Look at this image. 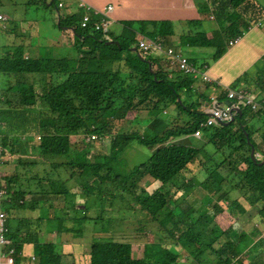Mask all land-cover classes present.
<instances>
[{
    "label": "trees",
    "instance_id": "obj_1",
    "mask_svg": "<svg viewBox=\"0 0 264 264\" xmlns=\"http://www.w3.org/2000/svg\"><path fill=\"white\" fill-rule=\"evenodd\" d=\"M40 1L45 7L57 9V26L74 34L73 46L78 55L75 58L31 55L27 50L30 46L7 44L8 40H2L0 33V190L3 191L0 208L5 213L7 240L1 245L2 250L13 255L15 263L20 259L23 245L31 243L32 264H76L74 256L64 253L53 241H38L37 232L53 218L59 232L64 230L73 236L83 233L88 220H93L95 232L128 226L129 220H115L109 215L122 209L114 206L113 198L127 193L138 204L139 214L143 212L148 219L150 229L161 234L159 239L145 242L143 256L136 257L130 242L95 236L90 244L88 264H242L241 254L258 244L250 241L245 250L244 231L234 240L227 235L228 229L220 228L216 216L225 210V205L216 199L229 200L231 189L238 191L249 205L261 203L257 215L264 220V164H259L264 157L252 159L250 155L252 147L257 152V146L249 122L264 114L244 106L240 108L241 114L236 112L229 123L202 125L207 116L198 109L202 96L191 90L195 77L204 79L206 74L201 70L195 75L185 74L164 53L138 45L140 41H155L173 48L165 42L168 21L152 23L158 25L153 30L144 21H125L120 35H112L110 31L104 34L92 27L101 17L98 19L86 6L87 11L62 15L63 4L59 0ZM219 1L213 0V10L221 24L212 37L197 33L182 36L179 42L214 47L212 61L232 46L230 40L240 38L256 23L264 24V19L260 21L263 11L253 10L257 7L253 0ZM84 14L90 16L86 28L80 26ZM138 34L144 38L137 40ZM173 49L192 63L181 49ZM156 53H161L165 63L178 71L173 74L162 68ZM142 57L150 61L154 72ZM238 82L230 86H241ZM224 94L221 91L218 98L224 100ZM131 112L133 117L129 116ZM131 122H145L141 123L145 126L143 133L136 127L126 131ZM197 130L202 133L196 139ZM30 131L35 136L22 141L23 148L15 149L17 133ZM80 135H86L88 141L98 140L94 150L79 149L84 148L77 143ZM11 137L12 141H8ZM134 140L149 148L151 155L128 171H117L114 163L121 162L118 154ZM204 153L212 162L206 166L201 158ZM222 167L226 172L221 171ZM203 168L206 176L199 186L194 183V173ZM146 177L159 182V189L145 193L137 182ZM78 186L86 197L93 192H100L102 197L108 194L112 207L98 205L100 200L93 206L89 203L78 206L75 199ZM195 186L201 190L202 202L208 197L198 208L194 207V198L187 197ZM57 199L60 201L54 203ZM185 200L188 204L182 206ZM231 201V212L242 208L236 199ZM53 205L57 208L51 217L48 211ZM89 206L101 209L103 215L89 214ZM64 209L75 214L64 215L61 213ZM134 209L131 202L126 211ZM66 217H71L72 227H68ZM103 219L107 220L105 226ZM140 228L137 225L129 230L140 231ZM223 237L225 240L216 247L215 241ZM165 243L187 250L186 254L190 253L193 259L180 260ZM202 254L214 258L205 262L199 258Z\"/></svg>",
    "mask_w": 264,
    "mask_h": 264
},
{
    "label": "crops",
    "instance_id": "obj_2",
    "mask_svg": "<svg viewBox=\"0 0 264 264\" xmlns=\"http://www.w3.org/2000/svg\"><path fill=\"white\" fill-rule=\"evenodd\" d=\"M59 2L63 4L60 8L62 15H70L79 10L84 12L86 10L85 6H89L91 8L90 11L96 17L98 16V19L101 17L110 20L109 31L112 35H120L122 33L125 21H144L150 30L158 26L152 23L168 21L169 25L165 30V42L173 48L181 49L192 63L204 56L207 51H209L210 58L212 53H214V47L180 45V37L200 33L211 38L221 24L220 18L213 10V0H59ZM216 2L220 1L216 0ZM253 2L260 9L264 10L261 0L260 2L253 0ZM205 3L208 8L205 7ZM109 5L112 6V9L107 11L106 9ZM62 29L66 30L65 28ZM136 38L140 40L144 37L138 34ZM157 39L161 41V38ZM202 49H206L207 51H202ZM27 50L33 52L31 47ZM156 54V58L162 62L160 65L162 68L165 67L167 71H171L173 74L178 71L165 63L161 53ZM198 68L210 78L209 81H205L204 79L195 77V81L192 84V93L196 96H202L200 106H198L199 110L205 111L209 106L211 96L219 97L221 91L225 93V88L233 85L237 80H239V85L245 86L256 99L264 104V24L255 25V27L251 26L244 32L236 44L227 48L226 52L218 60L210 63L205 62ZM261 117L264 116H255L249 122L252 124L254 132L253 139L257 146L256 154L259 157H264V129H261V126L256 123V120H260ZM75 191H78V188ZM85 197V195L75 196L78 206H80V203H82V206L83 204L87 205ZM90 199H92L91 196L87 197V202ZM59 201L57 199L54 203H58ZM244 206L246 208L249 205L244 204ZM55 208H57L56 205H53L48 211V213H51V217L54 214ZM233 211L229 213L236 217L238 214H235V212L238 209H234ZM61 213L64 215L75 214L70 209H64ZM254 215L250 214V216ZM66 218L68 227H72L71 217ZM91 229L90 225H86L84 235L71 236L68 239L59 234L57 223L53 218L44 229L37 232L36 239L40 242L53 241L60 249H63L64 253L72 254L76 264H88L91 243H88L89 239L87 235ZM33 255V244L26 243L22 247L19 261L14 264H32L33 260L31 258Z\"/></svg>",
    "mask_w": 264,
    "mask_h": 264
},
{
    "label": "rangeland",
    "instance_id": "obj_3",
    "mask_svg": "<svg viewBox=\"0 0 264 264\" xmlns=\"http://www.w3.org/2000/svg\"><path fill=\"white\" fill-rule=\"evenodd\" d=\"M27 1L28 0H2L1 1L2 3L0 4V13L2 15V18L0 19V27L2 28V30L0 33L2 34L1 35L2 40H5V41L8 40L6 41L8 42L7 44L18 43V44H25L24 46L26 47L30 46L31 50L33 51L31 55H50L52 57L68 56L70 58H75L78 54L76 52V49L73 46L74 34L70 32L69 30H61L60 28H58L57 9L45 7L44 4L40 0H35L31 3L26 4ZM256 1L260 2V0H256ZM261 1H262V5L264 6V0H261ZM256 6L257 7H254L253 10H255L256 8L260 9V7L257 4ZM260 10L264 12V10L262 9ZM4 15L9 17L8 21L4 18L5 17ZM255 15L257 16V14ZM263 19H264V16L262 17L260 21H263ZM255 25L259 26L258 23H256ZM202 51H207V50L202 49ZM209 56H210L209 51H207V53L204 56L194 61L195 65L197 67H201L205 62H208V63L212 62V55L210 58ZM259 99L261 100V98ZM133 115L134 113L129 114V116H132V117ZM34 122H37V121H34ZM141 123L143 125L145 124V122H138V123L131 122V124L128 126V129L126 131L135 130L136 128H139L136 130H138L139 133H143V129H145V126L143 128ZM256 123L261 126V129H264V117H261L260 120H256ZM25 132L17 133L19 135H17L18 138L15 144V149L23 148L25 145V142H22V141H25V139H27L29 136H35L34 131H30V133H25ZM200 135L198 136L194 135V136H196L195 138L197 139L198 137H200ZM12 139L13 138L11 137L8 139V141H12ZM86 140H87L86 135H80L78 137L77 143L81 145L82 147H84V148H79V149L81 150L86 149V151H89L88 148H92L94 150L96 143H98V140L97 139L92 140V141L87 140V142ZM35 141H38L37 137ZM118 155L120 157L119 160L121 162L114 163V167L116 168L117 171L123 172L124 170H127V169L130 170L133 166L144 162L151 155V150L143 146L141 143L137 142L136 140H134V141H131L130 144L125 149L120 151V154ZM98 157L99 156H97L96 159ZM257 157L259 156L257 155ZM201 158L205 160L206 162L205 166L212 163L208 159L205 153L201 155ZM118 165L120 166V168H118ZM199 171L201 172H199L198 174H197L198 171L194 173V178H195L194 183L195 184H199V181H201L206 176L205 174L206 169L203 168L202 170H199ZM221 171L226 172V168L222 167ZM18 172L23 173L22 171H18ZM230 181L231 182H229V184L231 185L232 180ZM137 183L141 185V188L144 190L145 193H152L154 189H159V186H160L159 182L154 181L148 177L143 178V180L138 181ZM79 184L81 183L79 182ZM227 187L228 185H226V188ZM223 189L224 187H222L220 191L214 196L218 195ZM124 190L125 189H123L122 191ZM175 193L177 195L180 194V192H175ZM100 194H101L100 192L99 193L93 192L91 194L92 199H90L89 202H87V197H85V203L87 205L89 203L93 206L94 203L96 204V202L100 200V202L97 203L98 205H102L105 208L112 207L110 206L111 203H109L110 197L107 199L108 194L105 195L104 197H102V195ZM79 195H83L80 187L78 188V192L76 193L75 196H79ZM123 195H125V193ZM123 195L121 196L120 194H118V196H115L113 198L114 206L117 209H120V208L122 209L119 210L118 213L109 212V215L114 216L115 220L124 219V220H129L131 223L128 226H124V225L112 226L110 228L111 230L110 232H105V230L104 232L102 231L95 232L93 229V226H94L93 220L92 221L88 220L85 222V226L90 225L92 227L91 231L87 235L89 239L88 243H91L95 236H97V238L100 237L101 239L128 241L131 244L134 255L136 257H142L143 256V253H142L143 244L147 241L158 240L161 234L160 233L157 234L156 232L153 231V229H150V223L147 222L148 219L143 216V212L142 214L141 213L139 214V211H137V208H136L138 207V204H136L132 200V197L127 193H126V196L123 197ZM229 196H230L229 200L227 199V200L220 201V199L219 200L216 199L217 203L219 204L221 203L225 205L224 206L225 210L217 214L216 221L221 226L220 228L223 231L225 229H228L227 235L231 239L237 240L238 237L244 231L245 239L242 243L243 245L246 246L245 250L248 247V244H250V241H252L253 243L255 241L258 244L255 247H250L251 250L247 248L248 251L241 254L240 260L242 264H263L264 263V240H262V238H264V235H263L264 234V220H262L260 216L257 215V212L261 206V203L257 202L254 205H249L247 201H244V199L243 200L241 199L240 193L238 191H234L232 189H231ZM125 197L127 200L126 202H125ZM187 197L194 198L193 201H194L195 208H198V205H202L208 199V197H205L203 198V202H202L201 190L199 192L197 187L194 190L192 189ZM105 198L107 200H105ZM231 199H236L242 205V208L239 211H236L238 212V215H236V217H234L231 213H229L231 211V208H230L231 202L233 201V200L231 201ZM130 201L134 204L135 209L129 212L126 210L130 208V203H131ZM213 202L214 201H212V203ZM243 203L249 206L245 208ZM187 204H188L187 200L181 203L182 206H186ZM92 206H89L90 208L89 214H93V216L102 214L101 209L92 208ZM210 207H212V205ZM56 212H59V211H56ZM176 212L181 213L178 209H176ZM250 214L251 215L255 214V215L250 216ZM140 217H141L140 219L141 223H138V220ZM103 224L104 226L107 224L106 219H103ZM137 225L141 227L140 231L139 230L137 231L129 230L131 229V227H137ZM210 226H212V223H210L209 227ZM96 227L100 229V224L97 223ZM59 234H61L63 237L68 238V239L69 237L73 236L71 232H66L64 230H61ZM84 234L85 233L83 230L82 235ZM73 237H76V236H73ZM219 240H220L219 242L218 240L215 241L214 245L216 247L225 240V237ZM166 247L169 248L171 251H173L175 254L179 255V258L182 261L186 259L187 260L193 259V256H191L190 253H188V255L186 254L187 250L185 251L181 250L180 248H178V246L170 245V243L166 244ZM199 258L206 262L208 260H213L214 257L211 255L202 254V255H199ZM210 264H213V263H210Z\"/></svg>",
    "mask_w": 264,
    "mask_h": 264
},
{
    "label": "built area",
    "instance_id": "obj_4",
    "mask_svg": "<svg viewBox=\"0 0 264 264\" xmlns=\"http://www.w3.org/2000/svg\"><path fill=\"white\" fill-rule=\"evenodd\" d=\"M61 5V4H59ZM87 10H90L91 8L89 6H86ZM112 9V6L109 5L107 7V11H110ZM5 16V15H4ZM2 16L0 15V19ZM7 19V16L4 17ZM109 24L110 20L108 18H101L99 22L93 23V28L95 30H102L104 34H107L109 31ZM90 25V16L89 14H84L80 26L81 27H88ZM240 38H235L229 41L230 45H234L238 42ZM138 45L143 49H154L156 51L164 53L166 58L172 63L175 64L182 72L185 74H198L199 68L195 67L192 63H190L187 58L181 53L176 52L171 47H165L160 42L155 41H140ZM204 80L209 81L210 78L206 75L204 77ZM225 99L221 100L216 96H211L209 100V106L205 109V113L207 114L205 121L202 123V125H220L225 122L230 121L236 114L235 108L236 107H249L251 110H262L264 114V107L258 102V100L254 97V95L248 91V89L245 86H236L231 87L227 86L225 88ZM194 135L198 136L200 135V131H195ZM3 191L0 190V198ZM5 219V213L0 208V264H14V256L11 254H6V251L4 252L2 250V244H5L7 242L5 237V231L6 228L4 227ZM2 245V246H1ZM13 250L10 249L9 252L11 253Z\"/></svg>",
    "mask_w": 264,
    "mask_h": 264
},
{
    "label": "water",
    "instance_id": "obj_5",
    "mask_svg": "<svg viewBox=\"0 0 264 264\" xmlns=\"http://www.w3.org/2000/svg\"><path fill=\"white\" fill-rule=\"evenodd\" d=\"M111 40H109L108 42H110ZM133 50L135 51H137V54L140 56L141 54H140V52L136 49V47H133ZM142 59H143V61L145 62V63H147V65H148V68H149V70L151 71V72H154V69H153V67H152V64L150 63V61L149 60H147V59H145L144 57H142ZM235 111H237L238 113H239V115L241 114V109L239 108V107H236L235 108ZM231 120H234V117L231 119ZM230 120V121H231ZM230 121H228V122H225V124L226 123H229ZM250 155H251V157H252V159H255V149L252 147L251 148V151H250ZM259 164H264V161H261Z\"/></svg>",
    "mask_w": 264,
    "mask_h": 264
},
{
    "label": "clouds",
    "instance_id": "obj_6",
    "mask_svg": "<svg viewBox=\"0 0 264 264\" xmlns=\"http://www.w3.org/2000/svg\"><path fill=\"white\" fill-rule=\"evenodd\" d=\"M251 92V91H250ZM252 93V92H251ZM225 95V94H224ZM224 100H226V99H224ZM258 100V99H257ZM258 102L264 107V104H262L259 100H258ZM253 111H260L259 109H257V110H253ZM237 112V111H236ZM261 112V114L263 113L262 112V110L260 111ZM264 116V115H263ZM255 156H257V154L255 153Z\"/></svg>",
    "mask_w": 264,
    "mask_h": 264
}]
</instances>
